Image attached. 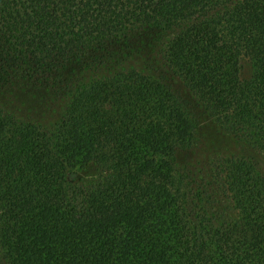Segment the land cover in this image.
Returning <instances> with one entry per match:
<instances>
[{
    "label": "trees",
    "instance_id": "obj_1",
    "mask_svg": "<svg viewBox=\"0 0 264 264\" xmlns=\"http://www.w3.org/2000/svg\"><path fill=\"white\" fill-rule=\"evenodd\" d=\"M255 152L264 0H0V264H264Z\"/></svg>",
    "mask_w": 264,
    "mask_h": 264
},
{
    "label": "rangeland",
    "instance_id": "obj_2",
    "mask_svg": "<svg viewBox=\"0 0 264 264\" xmlns=\"http://www.w3.org/2000/svg\"><path fill=\"white\" fill-rule=\"evenodd\" d=\"M224 140L223 138L220 139V141ZM255 158L256 161L258 162L259 168L262 169L264 171V155L260 152H255ZM84 179H86L87 177H83Z\"/></svg>",
    "mask_w": 264,
    "mask_h": 264
}]
</instances>
